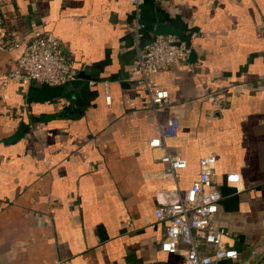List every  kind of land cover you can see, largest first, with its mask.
<instances>
[{"label":"crops","instance_id":"0c3cea01","mask_svg":"<svg viewBox=\"0 0 264 264\" xmlns=\"http://www.w3.org/2000/svg\"><path fill=\"white\" fill-rule=\"evenodd\" d=\"M0 18V264H185V244L161 250L156 209L192 186L210 154L217 220L240 252L219 264H264V0H145L139 34L131 0H0ZM159 22L196 56L157 74L170 102L155 112L128 76ZM46 34L79 79L2 91L22 53L10 41ZM172 113L178 136L152 148ZM165 151L188 162L177 181L164 178Z\"/></svg>","mask_w":264,"mask_h":264},{"label":"built area","instance_id":"2783aa9c","mask_svg":"<svg viewBox=\"0 0 264 264\" xmlns=\"http://www.w3.org/2000/svg\"><path fill=\"white\" fill-rule=\"evenodd\" d=\"M145 0H131L137 10L135 29L139 34L140 11ZM3 20L0 18V28ZM9 43V42H8ZM11 48L21 49L16 69L5 76L1 83L2 91L11 83L41 84L62 86L79 79V69L62 48L61 41L53 34H46L25 46L10 41ZM6 44L1 49H6ZM192 54V47L177 36H155L143 48L137 49L133 69L128 81L141 85L147 92L152 109L155 112L167 107L170 93L156 81L158 73L170 70L177 64L187 61ZM207 97L217 107L225 101L218 93L209 92ZM5 94H0L4 101ZM106 102L111 105L112 96L106 91ZM181 126L180 117L172 113L160 125V135L150 141L152 148H166V142L178 136ZM161 161L166 165L164 178L177 181L179 172L188 167V162L178 154L165 151ZM200 174L192 186L186 190L179 189L170 200L162 202L156 209V219L165 225L166 239L161 250L171 254L181 252L185 244V264H219L225 260H238L240 252L230 246L227 239L229 232L220 226L217 220L219 204L222 199L215 182L217 174V156L207 155L200 160ZM227 183L237 187L242 182L240 175L227 176ZM206 247L209 253L202 251Z\"/></svg>","mask_w":264,"mask_h":264},{"label":"water","instance_id":"95a60500","mask_svg":"<svg viewBox=\"0 0 264 264\" xmlns=\"http://www.w3.org/2000/svg\"><path fill=\"white\" fill-rule=\"evenodd\" d=\"M168 36V35H174L178 36L180 35V32L172 28L171 26L165 25L161 22L158 23L157 28L155 30V36ZM192 57H195L196 54L195 52H192L191 54Z\"/></svg>","mask_w":264,"mask_h":264}]
</instances>
